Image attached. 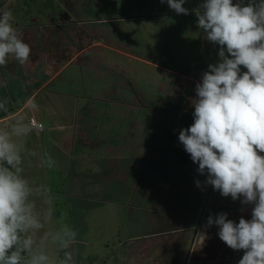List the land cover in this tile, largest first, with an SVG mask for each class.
I'll use <instances>...</instances> for the list:
<instances>
[{"label": "rangeland", "instance_id": "obj_1", "mask_svg": "<svg viewBox=\"0 0 264 264\" xmlns=\"http://www.w3.org/2000/svg\"><path fill=\"white\" fill-rule=\"evenodd\" d=\"M6 1L0 0V7ZM45 1L55 3L49 6ZM57 1L13 0L11 5L19 7L11 11L23 27L35 22L48 21L51 24L52 20L61 21L60 15L65 10L67 16L75 14L73 10L66 9L68 6ZM80 1L84 4L77 7L81 19L78 21L90 22L98 31L94 35L98 43L92 47L95 50L88 53L90 59L81 55L78 60L84 62L86 67L79 68L72 64L59 78L42 88L49 76L44 73L47 68L45 63L41 62L37 70L32 68L27 71L31 78L32 73L37 74V86H34V80H31L33 84L28 85V80L25 81L23 73L19 72L17 76L9 78L6 87H0V98H8L7 113L11 114L25 104L31 94L39 91L17 115L1 119L0 127L21 115L26 116L28 122L33 117L36 122L43 124V131L33 127V132L24 139L26 147L37 153L34 157L26 158L24 174L48 189L46 195L49 203L45 206L52 211L54 218L63 214L65 222L78 231L77 243L71 249L75 264H238L243 250L229 248L219 238L218 232H215L216 238L205 245L207 247H198L196 243L199 239L192 241L196 219L189 223L193 226L191 231H181L182 226L178 227L170 221L167 227L163 223L164 219H159L160 211L147 210L143 221L137 217L136 223H129L123 211L125 201L122 197L125 195H119V190H122L119 189V183H111L112 179H107V170L113 168L114 171L115 167L109 166V162L107 165L105 157L109 159V155L106 156L105 145L115 142L114 137L117 135L140 132V129L135 128L137 123L140 126L144 122L140 126L143 139L138 137V143L155 144L151 136L158 132L155 137H160L159 143L163 147L161 153L174 152L171 148L174 143L181 149L179 133L194 122L193 105L198 99L196 85L202 82L208 66L219 60L220 46L208 41L197 25L196 10L202 11L200 6L204 0H185L183 7L189 10L187 15L177 14L170 9L166 0L164 3L161 0ZM236 2L233 0V3ZM242 3L246 5L248 0H242ZM37 36L41 37L39 34ZM69 41L60 42L65 45L62 49L64 54L70 51L69 47L66 48ZM115 65L124 66L128 71L121 74ZM241 71L246 69L241 66ZM100 72L105 75L101 76ZM181 84L183 88L186 87L187 93L182 90ZM8 90H12L15 102L4 94ZM84 93H89L91 98H82ZM103 95H110L117 102L119 95L126 96L127 100H121L126 101V109L133 116L126 120L124 115L113 117L109 114L110 118L103 117L104 112L114 110L111 102L99 100ZM91 106L101 113L91 116ZM139 108L149 113H162L154 120L146 114L141 119ZM113 120L121 124L124 122L121 130L120 126L110 125ZM104 121L109 124L106 125ZM88 124L92 127L91 133L87 135L89 144L87 140L79 138L80 129ZM51 127H60L61 130H50ZM152 127H155L154 131ZM67 140L69 144L72 142L70 146ZM133 140L135 137H128L129 142ZM44 152H48L55 160L54 168L40 166V157ZM168 157V164L165 163L160 170L175 174L177 165L172 163L171 156ZM187 167L188 178L192 174L197 175L194 169L198 168V164L192 161L188 153ZM199 175L207 179V172ZM131 180L128 176V185L132 187ZM89 182L98 185L90 187ZM107 188H114V194ZM207 195L209 198L206 203ZM200 196L203 199L196 203L193 196H187V209L192 203L197 204L199 217L204 207L206 217L211 205H218L221 201L216 216L223 213V209L225 212V207L230 211L231 204L227 201L230 198L222 196L213 187L210 191V184L207 192H201ZM180 197L183 199L182 195ZM234 204L236 212H229L228 219L236 223L241 217L251 219L253 204L239 205L232 202ZM229 215H233V218ZM192 242L194 246L190 251Z\"/></svg>", "mask_w": 264, "mask_h": 264}, {"label": "clouds", "instance_id": "obj_2", "mask_svg": "<svg viewBox=\"0 0 264 264\" xmlns=\"http://www.w3.org/2000/svg\"><path fill=\"white\" fill-rule=\"evenodd\" d=\"M166 2L177 14H189L185 0ZM200 8L197 25L220 46L219 60L196 85L194 122L178 139L199 173L207 172L205 183L224 197L254 205L250 220L236 223L220 213L210 216L208 225L219 227L229 248L243 250L238 264H264V0L246 5L204 0ZM30 53L13 12L0 8V66L10 57L24 65ZM8 111V98H0V112ZM32 132L23 115L0 127V264H75L71 249L78 231L63 214L54 218L45 206L48 189L24 174L26 158L37 155L24 143ZM55 163L48 152L40 157L41 167L52 169Z\"/></svg>", "mask_w": 264, "mask_h": 264}, {"label": "crops", "instance_id": "obj_3", "mask_svg": "<svg viewBox=\"0 0 264 264\" xmlns=\"http://www.w3.org/2000/svg\"><path fill=\"white\" fill-rule=\"evenodd\" d=\"M99 22H104V21H99ZM48 23H49L48 21H43L38 24L39 26L22 27L23 34L24 35L29 34L27 39L24 38L25 39L24 42L29 44L31 48L30 58L28 62H26L24 65H20L17 61H15V59L10 57L8 64L6 66L0 67V81L6 80V84L8 85L9 78L11 79V77H13L14 75L17 76L19 72H22L24 75V80L25 81L28 80V85L33 84L31 80H34L35 81L34 86H37L38 85L37 76H36L37 74L35 75L34 73H32L33 77L31 78L30 73H28L27 71L28 70L31 71L32 68L33 70H37L41 66L40 63L44 62L45 67H47L44 70L45 71L44 73H46V75H48L49 78L43 83L42 85L43 88L48 84H50L52 80L59 78L61 74L65 71V69L71 66L72 64H76L79 68L86 67L84 62H79L78 60L81 55H84V57H86L87 60L90 59L88 53L89 51L95 50V48L92 47L96 46L95 43H98L94 39V35L96 36V34H98V31H96V29L91 26L90 22L78 23L77 25H80V27L83 30L78 28L75 29L73 27L74 30L76 31H72V37L70 39L73 42L74 46L76 47L69 46L70 49L69 48L68 49L70 51L68 52V54H64L65 51L62 50L64 46L60 43L61 41L60 42L58 41V37H57L56 45H54L55 42L54 40H56V38H54V40L50 38L51 40H49V37H51L50 33L53 32L54 30L52 27H50L51 25ZM85 23H87L88 26L87 29L84 31L85 28L83 27V25ZM54 27L56 28L59 27L58 29H61L59 24H57V26ZM56 31H57L56 35L59 36V40L61 39L67 40L62 36H61L62 38L60 37V35L62 34L59 33L60 30L59 32L58 30ZM37 34L41 35V37L37 36ZM80 41L84 42V45L77 48ZM58 45L59 47H57ZM63 55H65L67 58H65V56ZM11 63L12 64L15 63V64L11 65ZM88 67L94 68L93 66H88ZM115 67H117V69L121 72V74L128 71L124 66L115 65ZM105 70L111 72L110 69L106 68ZM100 74L101 76L105 75L104 72H100ZM182 84L180 85V87H182ZM182 90L185 91V93H187L186 87H184ZM38 92L39 91L36 90L33 94L30 95L28 100H26L25 104H23L20 108L16 109L15 112H13L12 114L7 113L3 119L17 115L19 112H21L31 102L32 98L34 97V94ZM4 94H6V96H9L10 99L13 102H15V96L12 93V90H8V92ZM82 98L90 99L91 96H89V93H84ZM121 99L127 100L126 96L119 95V99H118L119 104H118L117 99L110 98V95L100 96L99 100L111 102L112 103L111 107H113L112 109H114L110 113L104 112L105 115L102 113L103 117L110 118L111 115L113 117L117 115H121V116L124 115V118L126 120L127 118L133 116V113L132 115H129V112L126 109L125 106L126 101H122ZM138 101H140L139 98ZM91 108H92L90 112L91 116L94 117L95 113L96 114L101 113L94 109L96 108L95 106H91ZM141 108L144 107L141 106ZM141 108L138 109V112H140L139 115L141 119H144L146 114V116L151 117V119L154 120V118L156 119L162 113L161 111L149 113V112H145ZM104 123L106 125L109 124L105 121ZM123 124L124 122L121 124L118 120L110 121L111 126L113 127L120 126V130ZM143 124L144 122H141L140 126L142 127ZM85 126L87 127V129H85ZM85 126H83L80 129L79 138L85 139L88 142L89 138L87 135L91 133L92 127L91 124ZM125 126H127V123ZM140 126L139 123H137L135 127L137 129H140V132L137 131V134L133 132V133H128L126 135H117L116 137H114L116 138L115 142L112 143L110 142L109 144L105 145L106 146L105 152H107L106 156L109 155L108 156L109 159L105 157L107 161V165L109 162V166L111 164V166L113 165L115 167L114 171L113 168L110 171L107 170L108 171L107 179L109 178L110 181L112 179L111 183H119V189L120 188L122 189L119 190V195H125L122 197L123 200L125 201V204L123 205V211L129 223H136L137 217L139 218V221H143L144 217L147 216V214L145 213L147 210H149L150 212L158 210L160 211L159 212L160 215H158L159 219L160 218L164 219L163 223L167 227L170 226L171 223L172 224L176 223L178 227L180 226L183 227V230L181 231H186V230L191 231L193 226H191L189 223L194 219H196V221L199 220V213H197V204L195 203L196 201H201L203 199L200 196V193L207 192L209 184L205 183L206 181L205 177L199 175L198 173L199 171L197 167L194 169V171L197 172V175L192 174L191 176L193 178V181L191 177L190 178L187 177V169H189V167H187V152L185 151L183 145H181V149H179L176 147V144L174 143L171 145L172 146L171 148L174 150V152L170 154L161 153L163 147L159 143L160 137L159 138L155 137V134H158V132L153 133V135L151 136L153 140L156 141L155 144L149 142L138 143L137 142L138 137H142L143 139V131ZM54 129L57 130L60 129V127L50 128V130H54ZM152 129L154 131L155 127H152ZM169 133L173 134V131L172 132L170 131ZM129 136L135 137V140H133V142L132 141L129 142L128 141ZM89 142L87 144H89ZM67 144H69L68 140H67ZM71 144L72 142L69 144V146ZM164 148L166 149V147ZM168 156H171L172 163L177 165L176 169H174L176 170L175 174H169L164 170L163 172H161L160 170V168L162 169V166L164 167L166 164H168V160H169ZM128 176H130V178L132 179L131 180V182L133 183L132 187L128 185L129 184L127 182ZM83 180L84 179H80V181ZM196 181H200L199 187L197 186ZM88 185L91 187L98 184L89 182ZM78 186L81 187V184H79ZM107 189L109 190L111 189L114 194L115 192L114 188H107ZM181 195L183 199H181L180 197ZM187 196L188 197L193 196L195 201L194 205L192 203V206L189 209H187ZM221 203L222 201L219 202L218 205L216 203H213L210 207L211 211L214 212L217 209V207L218 208L220 207ZM172 219L174 220L172 221ZM169 221L171 222L170 224ZM153 223H155V221H153Z\"/></svg>", "mask_w": 264, "mask_h": 264}, {"label": "flooded vegetation", "instance_id": "obj_4", "mask_svg": "<svg viewBox=\"0 0 264 264\" xmlns=\"http://www.w3.org/2000/svg\"><path fill=\"white\" fill-rule=\"evenodd\" d=\"M13 0H7L6 2H5V4L3 3L2 5H1V7L0 8H4L5 7V5H7L6 7L8 8V9H10V10H12V8L15 10L16 9V6H18L19 7V5H14V4H12L11 5V2H12ZM57 1V0H56ZM234 1H237V0H234ZM47 4H49V6H52V4H54L55 3V1H45ZM57 2H59V3H63V4H65L66 6H68L66 9H70V10H73L74 11V15L72 16V15H69V16H67V14L65 13V9L61 6V5H59V7H61V9L62 10H65L64 12H63V14L61 13V21H57V20H52L51 21V24L50 23H48V24H50L51 26L50 27H52L53 28V32H51L50 33V35H51V37H49V40H54V38H56V40H54L55 42H54V45H56V41H57V37H58V41L60 42H62V39L61 40H59V36L58 35H55V36H53V34H56V30H58V32H59V30H60V32L59 33H62L61 35H62V37H64L65 39H67V40H65V41H68L69 39H71V37H72V31H76V30H74V28L76 29V28H78V29H81V30H83L81 27H80V25H77L78 23H80V22H85V21H78V20H81L80 19V15H79V13H78V10H77V7L80 5V4H84V2L83 1H66V0H58ZM85 2H87V1H85ZM11 6V7H10ZM67 20H66V19ZM69 19V20H68ZM39 23H41V22H35V23H33V24H31V25H29V26H39L38 24ZM54 26H57V24H59L60 25V27H61V29H58V28H56V27H54ZM87 23H85L84 25H83V27L85 28L84 29V31L87 29ZM15 27L17 28V31H18V35H20L21 37H22V39L25 41V39H27L28 38V36H29V34L27 35H24L23 34V32H22V27H23V25H21L16 19H15ZM74 27V28H73ZM42 33V32H41ZM69 37V38H68ZM25 38V39H24ZM51 38V39H50ZM84 45V42H82V41H80V43L78 44V47L77 48H79V47H81V46H83ZM65 46V45H64ZM76 47V46H74V44H73V42L71 43V41H69V44L66 46V48L67 47ZM57 47H59V45L57 46ZM61 47V46H60ZM62 48V47H61ZM60 48V49H61ZM230 199H228L227 201L228 202H230V204H231V207H230V211H227L226 210V207H225V212H224V209H223V213H226V214H229V212H231V213H233V212H236V211H234V207L236 206L235 204L234 205H232V202H234V203H237V204H239L240 205V203H241V200L243 199V197H241L240 199H237V200H233L232 198H231V196H228ZM221 207V206H220ZM220 207L219 208H217L214 212H212L211 211V208L208 210V213H207V216L206 217H204V211H205V208H203V213H201V215H200V217H199V220L196 222V225H195V235H194V238H192V241L194 242V241H196L197 239H199L198 240V244L196 243V245H198V247H200V248H204V247H207V246H205L206 244H208V242L209 241H211V240H213V239H215L216 238V233L217 232H219V227L217 226V225H215V224H212L211 226H209L208 225V218L211 216L213 219H214V217L216 218V212L220 209ZM222 208H224V207H222ZM213 215V216H212ZM201 217H202V219H201ZM229 217L230 218H233V215H229ZM228 218V217H227ZM200 219H201V221H200ZM216 232V233H215ZM198 233H199V235H198ZM193 242H192V245H191V247H190V251H191V249H192V247L194 246L193 245Z\"/></svg>", "mask_w": 264, "mask_h": 264}, {"label": "built area", "instance_id": "obj_5", "mask_svg": "<svg viewBox=\"0 0 264 264\" xmlns=\"http://www.w3.org/2000/svg\"><path fill=\"white\" fill-rule=\"evenodd\" d=\"M29 122L31 123L32 127H34V129H37L40 132L43 131V129H44L43 124L40 122H36V120L33 117L30 118Z\"/></svg>", "mask_w": 264, "mask_h": 264}, {"label": "water", "instance_id": "obj_6", "mask_svg": "<svg viewBox=\"0 0 264 264\" xmlns=\"http://www.w3.org/2000/svg\"><path fill=\"white\" fill-rule=\"evenodd\" d=\"M212 190V186L210 185V191ZM208 193H210V192H208ZM208 198H209V195H207V198H206V203H207V201H208ZM206 203H205V206H206ZM205 208V207H204ZM201 219H202V217H201ZM201 219H200V221H201Z\"/></svg>", "mask_w": 264, "mask_h": 264}, {"label": "trees", "instance_id": "obj_7", "mask_svg": "<svg viewBox=\"0 0 264 264\" xmlns=\"http://www.w3.org/2000/svg\"><path fill=\"white\" fill-rule=\"evenodd\" d=\"M7 113L0 112V120L4 118Z\"/></svg>", "mask_w": 264, "mask_h": 264}]
</instances>
